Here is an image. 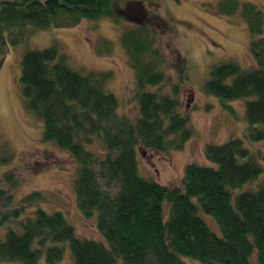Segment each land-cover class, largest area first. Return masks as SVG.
I'll use <instances>...</instances> for the list:
<instances>
[{
    "label": "trees",
    "instance_id": "16d2710c",
    "mask_svg": "<svg viewBox=\"0 0 264 264\" xmlns=\"http://www.w3.org/2000/svg\"><path fill=\"white\" fill-rule=\"evenodd\" d=\"M162 0H0V58L23 40L24 29L73 28L85 19L128 24L122 45L135 74L134 100L139 114L121 111V100L109 89L111 73L73 67L58 45L27 48L22 59L25 105L44 125V140L54 141L78 163L75 190L86 217L97 215L104 242L80 237L62 211L49 212L39 203L42 192L21 200L14 190L15 171L0 174V259L22 264H49L64 258L69 243L73 264H264V179L257 187L236 192L264 172V149L252 151L240 137L209 144L212 165L186 166L183 187L143 176L138 149L158 153L182 150L195 129L183 111L181 84L169 83L171 62L161 48L168 22L149 3ZM209 9L246 21L250 51L257 66L244 68L227 59L214 64L205 84L208 95L231 104L245 100L249 125L246 138L264 140V11L252 0H218ZM102 40L97 50L111 53ZM169 85L166 91L164 86ZM101 144L100 150L94 147ZM1 164L13 154L2 150ZM32 209L31 211H28ZM218 222L215 232L201 215ZM256 255V258H255Z\"/></svg>",
    "mask_w": 264,
    "mask_h": 264
},
{
    "label": "rangeland",
    "instance_id": "374dc122",
    "mask_svg": "<svg viewBox=\"0 0 264 264\" xmlns=\"http://www.w3.org/2000/svg\"><path fill=\"white\" fill-rule=\"evenodd\" d=\"M218 0H162L151 2L149 7L162 16L169 29L160 37L159 44L166 53L170 68H166L169 83L181 84L183 111L189 112L195 133L184 149L158 153L151 149H138L139 170L147 178L165 185L183 187L186 166L195 162L212 165L206 157L209 144H221L230 137H240L252 151L264 149V140L251 142L245 132L249 125L245 100L231 104L236 114L225 109L219 98L205 92L212 66L220 61L234 59L244 68L257 66L250 51L251 34L240 14L229 17L209 9V3ZM264 11V0H252ZM130 23H115L107 19H85L73 28L24 29L23 40L10 45L9 53L0 58V159L2 150L13 154L8 164L0 163V174L15 171L21 180L13 192L17 200L33 191H40L43 200L39 206L49 212L62 211L75 227L80 237L95 239L108 244L97 226V215L86 217L78 204L75 178L78 163L69 151L54 141L44 140V125L29 112L22 90V59L27 48L44 49L58 45L70 56L73 67L83 71H108L109 89L121 100V111L135 118L138 104L134 100L135 74L129 64L121 37ZM102 40L111 41V53L97 50ZM166 91L169 85L164 86ZM100 150L101 144L96 143ZM264 169V160H260ZM264 179L245 184L236 190L255 188ZM29 209L28 211H31ZM209 226L218 234L221 229L216 219L201 212ZM6 228L0 227L4 237ZM64 258L57 264H73L74 254L69 243H64ZM256 258V255H255ZM190 264H203L185 258ZM0 264H22L0 259ZM41 264H49L42 257Z\"/></svg>",
    "mask_w": 264,
    "mask_h": 264
}]
</instances>
